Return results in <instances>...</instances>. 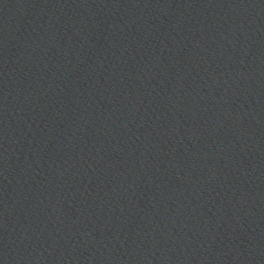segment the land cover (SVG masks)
<instances>
[{
  "label": "water",
  "instance_id": "95a60500",
  "mask_svg": "<svg viewBox=\"0 0 264 264\" xmlns=\"http://www.w3.org/2000/svg\"><path fill=\"white\" fill-rule=\"evenodd\" d=\"M0 264H264V0H0Z\"/></svg>",
  "mask_w": 264,
  "mask_h": 264
}]
</instances>
